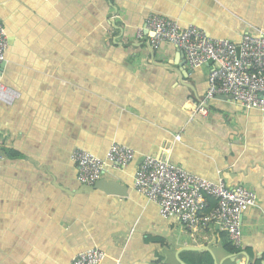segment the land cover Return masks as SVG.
I'll list each match as a JSON object with an SVG mask.
<instances>
[{"label":"crops","instance_id":"1","mask_svg":"<svg viewBox=\"0 0 264 264\" xmlns=\"http://www.w3.org/2000/svg\"><path fill=\"white\" fill-rule=\"evenodd\" d=\"M151 13L233 42L264 29V0H0V83L16 93L0 100V264H70L92 248L101 264L264 262V113L228 95L196 113L210 63L191 69L172 44L136 38ZM112 142L135 152L99 178L122 194L81 190L71 151L104 157ZM147 154L255 192L239 247L216 225L161 217L134 190Z\"/></svg>","mask_w":264,"mask_h":264},{"label":"built area","instance_id":"2","mask_svg":"<svg viewBox=\"0 0 264 264\" xmlns=\"http://www.w3.org/2000/svg\"><path fill=\"white\" fill-rule=\"evenodd\" d=\"M144 33L154 50H158L163 42L181 50L191 69L210 63L207 88L195 108L196 113L205 114L209 101L217 95H228L234 103L264 113V29L255 34L245 33L238 42H233L210 37L195 25L181 27L174 20L151 13L135 29V37L143 38ZM7 47L8 36L0 19V75ZM14 97L15 91L0 83V100L9 103ZM134 154L130 147L112 142L104 157L76 147L71 151L70 159L76 167L77 181L82 185H93L106 166L123 169ZM133 188L158 206L161 217L177 215L187 231L216 225L236 248L241 243L242 212L256 201L252 189L229 186L222 179L210 181L149 154L142 157L135 169ZM208 198L213 201L212 205ZM104 256L102 250L92 248L78 253L70 264H101ZM113 264L122 262L117 259Z\"/></svg>","mask_w":264,"mask_h":264},{"label":"water","instance_id":"3","mask_svg":"<svg viewBox=\"0 0 264 264\" xmlns=\"http://www.w3.org/2000/svg\"><path fill=\"white\" fill-rule=\"evenodd\" d=\"M148 35H151V33H148ZM115 184L116 183L114 181H105L104 179H99L93 185H82L81 190L101 189V190L106 191L107 193L121 195L122 194L121 191H119L116 188ZM193 248L194 250L202 249V247H193ZM261 264H264V262H262Z\"/></svg>","mask_w":264,"mask_h":264},{"label":"trees","instance_id":"4","mask_svg":"<svg viewBox=\"0 0 264 264\" xmlns=\"http://www.w3.org/2000/svg\"><path fill=\"white\" fill-rule=\"evenodd\" d=\"M208 200H209V203L212 202L213 204V201L210 198H208ZM212 204L210 203V205ZM204 264H213V261L209 255H207L206 258L204 259Z\"/></svg>","mask_w":264,"mask_h":264}]
</instances>
